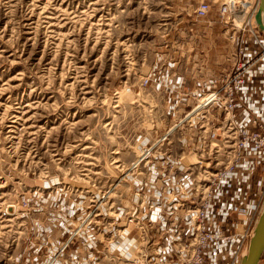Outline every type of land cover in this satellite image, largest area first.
<instances>
[{"label": "rangeland", "instance_id": "374dc122", "mask_svg": "<svg viewBox=\"0 0 264 264\" xmlns=\"http://www.w3.org/2000/svg\"><path fill=\"white\" fill-rule=\"evenodd\" d=\"M200 2L0 0V264H44L67 238L64 224L75 227L90 211L92 194L110 191L106 209L130 205L138 180L123 175L139 147L174 124L175 77L206 73V55L214 61L229 43L220 24L211 31L197 19ZM194 37L197 47L175 53ZM188 87L183 111L197 103L188 93L195 83ZM217 128L200 149L211 166L198 162L199 178L230 159L234 136ZM192 133L186 124L158 148L186 157L188 141L203 140ZM54 185L65 186L60 195ZM58 205L78 210L66 221Z\"/></svg>", "mask_w": 264, "mask_h": 264}, {"label": "built area", "instance_id": "2783aa9c", "mask_svg": "<svg viewBox=\"0 0 264 264\" xmlns=\"http://www.w3.org/2000/svg\"><path fill=\"white\" fill-rule=\"evenodd\" d=\"M260 4L261 0H201L197 19H206L211 31L220 24L219 34L229 43L217 47L225 52L216 54L214 61L206 55V73L175 77L181 92L177 106L170 109L175 122L169 129L179 131L187 124L190 135L196 131L203 139L188 142L204 148L206 133L217 123L219 131L226 129L234 136L230 159L199 178L198 162L147 154L154 145L145 144L146 155H137L126 174L138 180L130 205L106 209L100 201L104 193L92 194L90 211L75 227L64 224L67 238L51 247L44 264H120L123 250L133 251L126 264H240L264 206V32L254 24ZM185 45L191 50L198 46L195 37L184 39L176 43L175 53ZM192 82L196 87L188 93L197 103L183 111L180 103L187 96L182 93ZM203 121L205 130L199 124ZM56 185L51 194L60 195L65 186L57 192ZM60 208L56 206L66 221L78 210L73 205L68 212ZM54 219L63 222L58 215ZM34 260L38 263L39 257Z\"/></svg>", "mask_w": 264, "mask_h": 264}, {"label": "bare ground", "instance_id": "6f19581e", "mask_svg": "<svg viewBox=\"0 0 264 264\" xmlns=\"http://www.w3.org/2000/svg\"><path fill=\"white\" fill-rule=\"evenodd\" d=\"M250 1V0H249ZM252 1V0H251ZM250 1V2H251ZM257 23V21L255 22L254 21V24H256ZM258 24V23H257ZM259 27V26H258ZM199 102H202L200 99H199ZM177 111H179V110H177ZM179 113V112H178ZM177 113V114H178ZM202 125H203V130H205L206 129V121H204V122H202ZM202 130V131H203ZM166 132H164L162 135H158L157 137L155 136V138L152 140V142L151 143H153V145H154V147L157 149V150H155L154 149V147H150L149 148V150H148V153L147 154H149V153H152L154 156H158V154L160 155V154H162V152H161V150H160V148H158L160 145H163V144H166L167 143V141L168 140H170V139H172V136H169L168 134H170V135H172L174 132H172L173 130H171V129H169V127L168 126H166V130H165ZM166 133H168V134H166ZM227 133V131L225 130V134ZM223 135H224V133H223ZM175 135H173V137H174ZM186 136V134L184 135V137ZM201 148H203V146L202 147H200V148H197L196 147V145H191L190 146V148H189V151H188V153L186 154V157H184L185 159V162L186 161H188L187 163H197V162H199V157H197V155L199 156V154L201 155V153L200 152H202L200 149ZM204 148H206V147H204ZM152 151V152H151ZM202 154H203V152H202ZM137 155H139L140 157H144L145 155H146V152H143V149H141L140 147H139V149H138V152H137V154H136V156L135 157H137ZM192 155L194 156L193 158H192ZM202 156V155H201ZM191 157V158H190ZM136 159V158H135ZM201 163H203L205 166H207V167H210L211 165L208 163V162H205V160L203 161H201ZM129 167H127V171L124 173V175H123V178L124 179H128V177L127 176H125V174H127L129 171H132V168L130 169V165H128ZM212 172L210 171V170H206V177L208 176V175H210ZM204 175L205 174H202V176L204 177ZM126 179V180H127ZM111 194H110V191H107V192H104V195L103 196H101V198H100V201H102V206L103 205H110V202H111ZM125 205H128V204H126V203H124ZM111 206H113V204L111 205ZM9 207V206H8ZM13 207H11L10 206V211H12L13 209H12ZM112 209H116V207L115 206H113V208ZM114 215H116V214H114ZM126 231H129V229H125ZM125 230H121L123 233L125 232ZM252 239V238H251ZM124 243H126L125 241H123V243L122 244H124ZM127 244H129L128 243V241H127ZM129 246H130V244H129ZM247 249H248V247H247ZM247 249L243 252V254L247 251ZM133 255V251H131V250H123V254H124V258H123V260L120 262V264H126V260H129L131 257H132V255ZM242 254V255H243ZM131 256V257H130ZM135 256V255H134ZM242 258V257H241ZM262 259V258H261Z\"/></svg>", "mask_w": 264, "mask_h": 264}, {"label": "water", "instance_id": "95a60500", "mask_svg": "<svg viewBox=\"0 0 264 264\" xmlns=\"http://www.w3.org/2000/svg\"><path fill=\"white\" fill-rule=\"evenodd\" d=\"M259 29L264 32V0H261L259 11L256 15ZM264 254V206L256 224L254 234L247 251L242 255L240 264H260Z\"/></svg>", "mask_w": 264, "mask_h": 264}]
</instances>
